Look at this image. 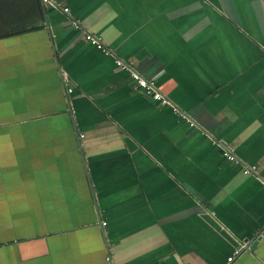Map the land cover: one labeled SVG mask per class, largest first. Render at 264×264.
Listing matches in <instances>:
<instances>
[{
  "label": "crops",
  "instance_id": "crops-1",
  "mask_svg": "<svg viewBox=\"0 0 264 264\" xmlns=\"http://www.w3.org/2000/svg\"><path fill=\"white\" fill-rule=\"evenodd\" d=\"M55 1L0 37V264H264V0Z\"/></svg>",
  "mask_w": 264,
  "mask_h": 264
},
{
  "label": "built area",
  "instance_id": "built-area-1",
  "mask_svg": "<svg viewBox=\"0 0 264 264\" xmlns=\"http://www.w3.org/2000/svg\"><path fill=\"white\" fill-rule=\"evenodd\" d=\"M43 3L50 4L52 7H59V3L55 0H41ZM62 10L66 13H69V8L63 7ZM79 27L78 23L76 25ZM85 39L88 40L91 44L95 45L101 51L107 54H113L109 48L104 46V44L100 41V39L92 33L86 32L84 35ZM114 63L116 68L125 69L129 72L130 76L133 78L134 87L146 94H148L151 98L157 100L161 104H167L171 107L172 111L182 119H185L189 122L190 126H197L193 120H191L190 116L185 112L178 108L175 104H173L166 96L163 94L158 86L156 85L155 81L151 78L144 77L141 73L137 70H134L130 67L128 63L123 61L121 58L114 56ZM70 90V89H69ZM221 153L222 155L229 161V162H236L237 158L233 152V150L227 146L221 144ZM243 173H255L257 170V165H244L242 167ZM264 179V178H263ZM242 250V246H238L234 248L231 254L227 257L226 264H232L234 258L240 253Z\"/></svg>",
  "mask_w": 264,
  "mask_h": 264
},
{
  "label": "trees",
  "instance_id": "trees-1",
  "mask_svg": "<svg viewBox=\"0 0 264 264\" xmlns=\"http://www.w3.org/2000/svg\"><path fill=\"white\" fill-rule=\"evenodd\" d=\"M41 0H0V37L14 35L39 26Z\"/></svg>",
  "mask_w": 264,
  "mask_h": 264
},
{
  "label": "water",
  "instance_id": "water-1",
  "mask_svg": "<svg viewBox=\"0 0 264 264\" xmlns=\"http://www.w3.org/2000/svg\"><path fill=\"white\" fill-rule=\"evenodd\" d=\"M53 8H54V7H53ZM57 65H58V67H59L58 61H57ZM60 74H61V71H60ZM246 247H247V246H246ZM246 247H245V248H246Z\"/></svg>",
  "mask_w": 264,
  "mask_h": 264
}]
</instances>
